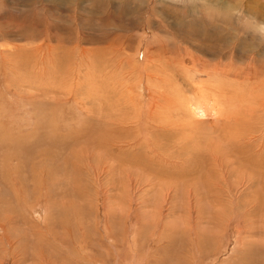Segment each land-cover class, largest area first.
<instances>
[{"label": "rangeland", "instance_id": "1", "mask_svg": "<svg viewBox=\"0 0 264 264\" xmlns=\"http://www.w3.org/2000/svg\"><path fill=\"white\" fill-rule=\"evenodd\" d=\"M0 264H264V0H0Z\"/></svg>", "mask_w": 264, "mask_h": 264}, {"label": "bare ground", "instance_id": "2", "mask_svg": "<svg viewBox=\"0 0 264 264\" xmlns=\"http://www.w3.org/2000/svg\"><path fill=\"white\" fill-rule=\"evenodd\" d=\"M248 9H249L251 12H252V11H254V12L256 11V9H255L254 7H252V6H251V7H248ZM207 93H208V92H207ZM209 96H210V95H209ZM204 97L209 98L208 95H207V96L204 95V96H203V99H204ZM212 98H213V97H212ZM211 103H212V104L214 103V100H213V99H211Z\"/></svg>", "mask_w": 264, "mask_h": 264}]
</instances>
